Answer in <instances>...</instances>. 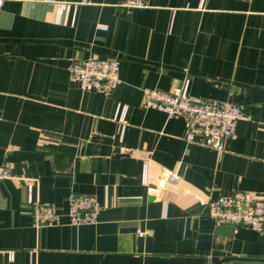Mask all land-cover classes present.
Listing matches in <instances>:
<instances>
[{
  "label": "crops",
  "instance_id": "0c3cea01",
  "mask_svg": "<svg viewBox=\"0 0 264 264\" xmlns=\"http://www.w3.org/2000/svg\"><path fill=\"white\" fill-rule=\"evenodd\" d=\"M123 1L0 11V166L12 177L0 184V264H264V235L220 232L203 204L264 195V0ZM92 55L120 60L109 97L70 80ZM145 89L229 101L251 119L219 154L186 142L184 117L145 109ZM163 169L180 181L151 195ZM73 194L97 199V224L70 225ZM30 197L58 222L35 228Z\"/></svg>",
  "mask_w": 264,
  "mask_h": 264
},
{
  "label": "built area",
  "instance_id": "2783aa9c",
  "mask_svg": "<svg viewBox=\"0 0 264 264\" xmlns=\"http://www.w3.org/2000/svg\"><path fill=\"white\" fill-rule=\"evenodd\" d=\"M8 1L0 0V11ZM47 1L56 3V0ZM121 7L130 11L147 9L150 7V0H124ZM186 8L189 9V5ZM100 29L106 31L104 27ZM68 73L70 80L78 83L83 90H93L106 97L112 95L121 83L118 58H100L92 55L72 62ZM143 107L165 113L169 118L184 117L187 121L186 142L205 146L219 154L226 152L225 142L235 136L238 124L251 119L243 106L229 101L193 97L181 91L170 93L159 89H145ZM126 111V107L118 108L117 116L120 122H125ZM11 178V168L6 164L0 166V184ZM179 181L178 173L163 169L158 185L148 187V192L160 196L168 186L177 185ZM144 182L149 185L146 179ZM162 203L166 208L168 203ZM203 204L208 207V217L218 226L234 227L235 231L238 227H247L264 235V195L255 199L246 192H236ZM29 205L35 228L58 222L59 215L54 204L35 201L30 197ZM102 209L95 197L73 194L69 199V223L77 227L95 225ZM138 234L149 235L142 231ZM10 258L14 261L13 254Z\"/></svg>",
  "mask_w": 264,
  "mask_h": 264
},
{
  "label": "water",
  "instance_id": "95a60500",
  "mask_svg": "<svg viewBox=\"0 0 264 264\" xmlns=\"http://www.w3.org/2000/svg\"><path fill=\"white\" fill-rule=\"evenodd\" d=\"M219 231H229L233 233L235 232V228L230 226H219Z\"/></svg>",
  "mask_w": 264,
  "mask_h": 264
}]
</instances>
